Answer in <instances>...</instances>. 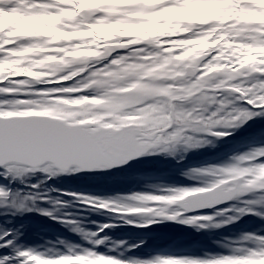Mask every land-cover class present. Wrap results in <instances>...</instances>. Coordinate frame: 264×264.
<instances>
[{
    "label": "trees",
    "instance_id": "trees-1",
    "mask_svg": "<svg viewBox=\"0 0 264 264\" xmlns=\"http://www.w3.org/2000/svg\"><path fill=\"white\" fill-rule=\"evenodd\" d=\"M22 1L26 2V0ZM142 1L148 7L166 0ZM223 1L225 6L230 4V2ZM239 1L243 8L250 10L246 17L237 20L230 12L221 9L218 20H205L204 22L203 19L194 20V23L199 24L193 30L195 32H186L189 33V36L185 38L189 42L188 46L187 44L181 46L184 40L174 41L177 34H183L179 33L182 29L178 27L179 16L172 19H159L156 27L151 29L157 35L151 38L157 40L156 43L162 44L164 55L170 53L174 59L181 56L182 47H189L192 50L193 59L197 61L196 65H198L200 73L203 71L221 72L223 69L230 73L237 72L234 77H224L222 81L216 79L212 83L219 84L221 82L225 87L241 92L245 100L246 97H251L255 93L250 92V85L258 84L255 89L257 93L259 85L263 83L264 79V76L261 75L264 73V51L250 50L254 44L264 41V38H256L254 35V32L262 29L261 23L264 24V0ZM30 2L33 5L30 8L32 10L27 8H25L26 10H16L13 6L12 10H9L7 8L11 3L0 2V33L4 36L15 35L18 29L25 26L31 11L38 12L41 10L40 5L51 4L53 0H30ZM252 9L255 11H251ZM23 12L26 13L25 16L22 15ZM80 19L84 20L85 17ZM203 25L208 26L206 27L208 28L207 33L201 30ZM161 26L163 27L160 28ZM217 26L219 28H213ZM211 28L213 29L211 30ZM68 30L71 31L70 28ZM160 30H167V34L163 36V32ZM218 30L221 33H218ZM236 30L240 35L236 34ZM124 31H130V29H123L121 32ZM191 35H200V40H198L200 43L197 40L193 42L194 40L189 38ZM204 36H206L205 39ZM124 39H128L127 47L131 49L137 47L140 42L142 46L139 49L145 52L143 55H150L149 52L155 47L152 43H148V40L144 42L145 39L138 38L136 40L134 37ZM170 39L171 42H168ZM31 40L17 39L16 43L10 47H27L33 44ZM88 45L89 41L87 42L86 39H73L61 41L58 45L54 44L50 47L90 50ZM129 48L118 51L110 48L107 52L111 54L112 59H96L98 75L104 76L103 74L106 73V75H110L103 66L99 68V65H102L99 63H103L104 60H109V63L117 70L121 69L120 71L126 69V67L122 68V63L125 61L124 56L132 64L137 60L141 62V59L136 58L140 54L133 57L128 55ZM146 49L148 50L146 51ZM120 53H123V58L121 56L119 58L118 54ZM42 55L61 56L58 52H46ZM41 59V55L25 57L23 66L29 67L33 62ZM113 59L117 63H113ZM92 64L90 62L89 65ZM56 66V64H49L44 67H35L36 78H21L23 84L19 90L29 93L51 92L55 91V87H59L61 88L59 90H63V94L67 95L68 92L73 95L71 91H76V87L82 86L83 82L76 79L57 84L50 83L49 80L51 78L60 79L69 73H77V70L81 71L85 68L84 66L87 69V64L66 67L59 75L50 70ZM160 69L161 64L157 66V71L159 72ZM171 70L173 69L170 67L169 72ZM40 71L44 73H40ZM109 71L115 72L112 68H109ZM200 73L198 76L199 86L205 83L203 74ZM165 74L166 72L158 73L156 83L165 82L166 85H170L168 76L172 74ZM243 74L249 77V83L244 80ZM252 75L256 76L252 78ZM115 78H119V76ZM126 86L127 84L121 85L117 89H120L119 92H123ZM197 88L198 86L194 90ZM65 89L67 90L65 91ZM85 94L92 97L88 93ZM60 95L62 94L52 96V99L49 98L50 103H45L43 107L37 108L39 109L37 114L69 118L68 112L61 111L57 106L58 103L65 104L68 100V97L59 99ZM83 95L78 94L79 100L82 97L87 98ZM261 95H264V92H260L255 98L260 99ZM40 96L42 99L45 97L44 95ZM31 97H33L32 101L37 104L39 95H0V100L4 101L9 108L23 111L20 106L22 103L17 101H29ZM92 101L95 100L92 99ZM225 105V112L230 115L231 120H234L239 112L246 107L245 103H241L237 96L227 99ZM35 106L37 107V105ZM201 110L205 112L203 114L205 115L210 112L214 113L219 110V107L215 105V102L210 106L205 103ZM200 122L203 123L201 120ZM109 123L110 121L107 122V120L102 121L104 126H108ZM237 131L238 134L234 137L227 135L203 136L200 132L191 136L193 129L189 128L185 130L182 144L176 146L174 155L171 154L174 151L165 149L168 144H163L161 139H156L154 142L157 143L151 142L146 155L117 171L107 172L100 176H79L74 171L61 176L49 166H44L50 169L49 174H45L42 167L37 173L25 170L19 176L13 175L6 180H0V188L7 192L6 196L0 195V231H10L13 234V238L17 241L13 250L22 253L21 264H61V262L64 264H154L161 258H185L200 261L229 258L228 264H264V254L261 253L264 244H261L258 239H245L244 242L237 243V239L243 237L245 232L243 230L240 236L235 233L236 217L243 214L240 211L241 208L249 207L242 200L231 204L233 209L231 214H228L227 211L224 214L216 211L209 216L213 217L211 220L202 219L205 217L203 215H196L192 217L193 223L187 225L180 221L190 219L182 217L168 220L163 225L156 223L152 218L144 220L142 212L137 211L138 208H136L137 194L140 190L147 189V186H181L189 181L188 173L200 172L201 168L213 167L215 164L239 160L238 166L246 167L247 162L251 161H243L239 154L245 152L244 145L249 143L262 145L264 143V118H254L248 120L246 124L241 120L237 125ZM198 139L209 143L203 145L194 142ZM160 151H169V154H164V156L162 154L163 157L158 159ZM233 154L238 156L232 158ZM53 172L54 175L51 174ZM241 176L246 183L249 178L247 173ZM255 179L264 178L257 176ZM248 185L250 186V183ZM261 210L264 211V209ZM173 211L176 212L175 209ZM250 217V227H255L262 233L264 218L258 215H250ZM233 220L235 221L233 222ZM149 222L151 223L148 226H141ZM260 233L257 236H264V233ZM33 249L36 251H32Z\"/></svg>",
    "mask_w": 264,
    "mask_h": 264
},
{
    "label": "snow or ice",
    "instance_id": "snow-or-ice-1",
    "mask_svg": "<svg viewBox=\"0 0 264 264\" xmlns=\"http://www.w3.org/2000/svg\"><path fill=\"white\" fill-rule=\"evenodd\" d=\"M59 5H67V7H59ZM104 7L101 0H53L51 4L40 5V11L33 13L25 22V26L18 29L15 33L4 36L0 33V95L18 96V95H49L55 96L57 91L51 92H21L19 89L23 84L21 78H36L37 73L35 67H44L49 64H56L55 68L50 69L61 74L64 68L72 65H86L92 59H112L111 54L107 51L96 52L87 49H64L52 48L51 45H58L61 41H71L76 38H95L96 41L113 39L116 36L123 38H132L134 36L142 39L155 37L157 33L151 31L156 27L160 17H166L171 13L179 16L182 20L220 19V11L224 9L230 12L237 20L246 17L249 14L248 9L243 8L239 0H232L230 4L225 6L223 0H171L166 8H162L157 12L138 11L131 13L132 17L142 18L140 23H128L127 21H112L111 15L115 12L112 6L105 7V18L96 20L95 23H88L97 10ZM54 9V10H53ZM197 12L198 15H184L186 12ZM251 11H255L252 9ZM81 17H85L81 20ZM128 28L130 31L121 32V28ZM163 27V26H161ZM71 29L69 31L68 29ZM264 34V33H262ZM33 39L36 42L23 48H14L17 39ZM257 47L264 51V41H261ZM46 52H58L61 56L42 55ZM33 55H41L42 59L33 62L29 67H24V58ZM113 63H117L114 59ZM87 69L84 68L77 73L62 76L60 79L51 78L50 83L63 84L68 79H75L77 75H83ZM95 75V74H94ZM115 75V74H113ZM264 76V73H261ZM99 86H103V82H98ZM67 89H65L66 91ZM264 92V83L259 85V92L254 93L251 97H246L244 103L246 107L239 112L232 122L235 127L236 121L246 123L254 118H264V95L260 99H256V95ZM92 97H89L91 99ZM22 104H29V101H17ZM259 105V107H256ZM39 109L31 111H18L9 108L4 101L0 100V180H6L10 176H19L25 170H34L38 165L57 163L61 171H67L70 164H75L73 159L74 152L80 155H86L87 151L84 146L74 147L71 144L60 142L65 136L72 135L70 133H61L51 129H39L31 125L12 124L13 120L37 119ZM216 113H213L215 115ZM5 118L9 123H5ZM231 130L222 133H213L216 135H230ZM175 139V136L172 137ZM130 158H135L132 156ZM255 161H261L260 176L264 178V149L259 150L253 157ZM128 160L124 159L122 163H115L109 167H122ZM107 168L85 166L80 167V172L105 171ZM45 174L50 173V169L43 167ZM54 175L55 173H51ZM0 195H7V192L0 188ZM242 200L248 204V208H241L243 215H258L264 218V185L249 186L246 191L241 193ZM141 200H160L161 197L142 196L137 197ZM174 200H169V203ZM220 203L227 204L228 208L219 209L221 214L227 211L231 214V197L224 195L219 200ZM211 207H216L213 203ZM191 210H196L193 205ZM47 214V213H44ZM163 215V213H161ZM166 219L176 220L175 215L167 216ZM202 219L211 220L213 217H202ZM235 220H233L234 222ZM64 222V221H60ZM181 223L191 224L192 220H183ZM144 224L141 226H148ZM219 227L220 225H216ZM252 239H258L264 244V236L249 234ZM17 241L13 238L10 231H0V264H21L20 256L22 253L13 250V246ZM264 254V248L261 249ZM228 259L215 261H200L197 259L185 258H161L154 264H228ZM64 264V262H61Z\"/></svg>",
    "mask_w": 264,
    "mask_h": 264
},
{
    "label": "rangeland",
    "instance_id": "rangeland-1",
    "mask_svg": "<svg viewBox=\"0 0 264 264\" xmlns=\"http://www.w3.org/2000/svg\"><path fill=\"white\" fill-rule=\"evenodd\" d=\"M36 1H40V0H36ZM145 1V0H144ZM226 2H229V0H225ZM0 2H7V3H11L10 7L7 8L9 10H12V6L16 9V10H26L25 8L30 9L33 5L31 4L30 0H26V2L24 3V1L22 0H0ZM224 2V1H223ZM230 2H232V0H230ZM241 2V1H239ZM171 3V0H166L164 2H159L158 4H152L151 6L146 7L145 4H143L142 0H101V4L104 7H101L97 10L95 16H93L90 20H88V23H95L96 20L98 19H103L105 18V7L108 6H112L115 8V12L111 15L110 20L112 21H127L128 23H140L142 22V18L140 17H132L130 14L134 13V12H138V11H143V12H157L162 8H166L168 7V5ZM59 7H61L59 5ZM62 7H67V5L62 6ZM54 10V9H53ZM25 16V12H23ZM29 13V12H28ZM31 14L29 16H31L33 13L35 12H30ZM192 14L194 15L195 11L193 12H186L185 15L188 14ZM199 14V13H197ZM168 18H177V16L174 13H171L166 16V17H160L159 19H168ZM170 19V21H171ZM207 20V19H203V22ZM209 21V20H207ZM194 20H182L179 18V22H178V27L184 29V31H181L179 33H183V34H177V38L174 39V41H180V40H184L181 44L185 45L187 44V46L189 45V42L185 39L187 36H189V33H186L188 31H190V33L196 28V25H198L199 23H194ZM224 24V23H222ZM262 24V29H258L256 32H254V35L256 38H261L262 36L260 35L261 32H264V24ZM208 27L207 25H203L201 27V30L206 31V33L208 32ZM162 28V27H160ZM214 29L219 28V26L217 27H213ZM211 28V30L213 29ZM125 29L128 30L126 27L121 28V31ZM168 29V28H167ZM163 33V36L165 34H167V30H160ZM175 31V30H174ZM195 32V31H193ZM218 33H221L220 30H218ZM236 34H239L238 30H236ZM240 35V34H239ZM134 38L136 40L142 39L140 37H136L134 36ZM182 38V39H181ZM190 39H193L195 42V40H197V42H199L198 40H200V35H191L189 37ZM206 38V36H204V39ZM264 38V37H263ZM261 38V39H263ZM77 40H83L86 39V41H89V45L88 47L90 48V51H96V52H104L107 51L108 49L112 48L115 51L118 50H126L129 41L128 39L125 40L124 38H122L121 36H116L113 39H108V40H103V41H96L95 38H76ZM172 39V38H171ZM171 39L168 42H171ZM237 39V38H236ZM148 40V43H152V45H156V41L152 39L151 37L148 39H145L144 42H146ZM33 43H35V39L33 38L31 40ZM158 42V41H157ZM160 42V40H159ZM203 42V40H202ZM174 43V42H173ZM200 43V42H199ZM67 45L69 43H66ZM106 44V46H105ZM132 44V43H131ZM258 43L253 45V48L250 49L252 50H256L259 49L257 47ZM142 44L140 42H138V46L137 47H133L132 49L129 48V53L128 55L130 56H135L136 55V50H140L139 48H141ZM144 47V45H143ZM119 48V49H117ZM148 49H146L147 51ZM260 50V49H259ZM149 52V53H153ZM116 54V53H115ZM119 58L120 56H123V53L118 54ZM123 58V57H122ZM125 61L122 63V68L126 67L125 70H117L116 68H114L112 66V64L109 63V60H104L103 63H99L102 65H99L100 67H104L106 71L109 72L110 75H106L103 74L104 76H99L97 71H98V63L96 62V59H92L90 62L93 63L91 66L89 64H87V71L84 72L83 75H77L75 79H77L78 81L81 82H89L92 79H94L93 81L98 82H103V86H99V91L94 92V95H92V98L89 99L90 96H88L87 98H81L79 100L78 94L75 95H71L67 92V95H65V93L63 94V90H59L61 88L59 87H55V91L56 89H58L59 91H57V96L58 94H62L59 96L60 97H68V102L64 103H58L59 104V108L61 109V111H67L69 114V119L68 121H72V120H77L79 118H87L89 119L91 116L96 115V116H103L105 113H114L117 110H121L122 106L125 103H130L132 106L135 107V109L133 111L130 110V108L127 109L128 112V116L130 118V120L132 121L131 123H138V120L136 121V116L138 114H146L148 112V108H149V103L151 101L152 97H158L159 94L156 92V90H158V86H156L154 83L155 81L158 79V77L156 78V75L158 73H156L157 69L154 65L155 62L152 63L151 66H148L142 62H140L139 60L134 61L133 64L130 63L129 61L126 60L125 56H124ZM121 60V59H120ZM189 62V63H193V64H197V61L195 59H193V55H192V50L189 49V47L184 48L182 47V52H181V56H177L176 59H174L173 64L179 63V62ZM89 65V66H88ZM84 66V65H83ZM164 70L165 69H169V67H172V65H163ZM198 66V65H197ZM86 68V66H84ZM109 68H112L115 72H111L109 71ZM117 70V71H116ZM80 70H77V72H79ZM40 73H44L43 71H40ZM203 75V77H215L218 78L219 76L224 77L225 74L228 77L237 75V72H228L226 69H223L221 72L218 71H213V72H201ZM73 73H69L67 75H71ZM95 74V75H94ZM115 74V75H113ZM112 75V77H111ZM51 76V75H48ZM116 76H119V78H115ZM245 76L244 80H246V82L249 83L250 79L249 77H247L246 75H242ZM221 77L218 78L217 80H221ZM81 78V80H80ZM140 78H145L144 80H139ZM73 80V79H72ZM68 81H70V79H68ZM67 81V82H68ZM209 81V80H207ZM127 84L125 91L123 92H119L120 89H117L118 86L121 85H125ZM156 86V87H155ZM159 86H162V83H159ZM222 86V85H220ZM258 86V84H252L249 87L250 92H255L256 93V87ZM53 90L54 87L52 86ZM51 88V89H52ZM132 88V89H130ZM218 88V87H216ZM230 88V87H229ZM163 93H167L166 89L161 88ZM177 89H173L172 91L175 92ZM172 92V93H173ZM259 92V91H258ZM45 98H40L41 96L39 95V101H36L37 104H35V102L32 101L33 97H31V101L29 100V104H22L20 105L23 109V111L25 110H32V109H37L39 107H43V104L45 103H50V99L46 98V96L48 95H44ZM232 95L230 93H226V92H219V97L218 99L215 100V105H217L220 109L222 113H226V100L231 98ZM48 99V100H47ZM92 99H94L95 101H92ZM207 100L206 96L201 95L199 100ZM62 101V100H61ZM79 101V102H78ZM95 102V103H94ZM147 102V105H145V107L141 108V106L143 104H145ZM37 105V107L35 106ZM182 114H183V110H179ZM124 112V111H123ZM104 113V114H103ZM154 116V115H151ZM149 115H146L144 117V120H142L141 122H143V124H145V126L149 125L150 122L152 121V117ZM186 112H184V115H182L180 118H176V123L175 125H178L176 128V131L173 133H171L167 138L165 137V141L164 144H168L167 146H165L166 150H172L174 151L176 149V146L179 144H182L183 142V132H181V134H178L179 131L181 130V128L184 126H186V122H184L187 118H186ZM156 117V116H155ZM178 117V116H177ZM139 120H141L139 118ZM166 120V119H165ZM164 120V123L166 122ZM129 122V121H128ZM117 123V122H115ZM148 123V124H147ZM162 123V122H160ZM163 123V124H164ZM161 125L156 124L155 127H159ZM216 127H214V119H209L207 124L205 125V127L203 128V133L206 135H213V133H216L215 130ZM222 131V130H221ZM196 129H193V133L191 136H193L194 134H196ZM216 135V134H214ZM175 136V139H172V137ZM190 136V137H191ZM186 137V136H185ZM190 140V139H189ZM194 142H198V143H202L203 145H207L209 142L208 141H204L201 139H198ZM250 148V147H247ZM252 149H246L245 152L240 153V157L242 158L243 161H251V162H247L246 167L244 166H238L240 163L239 160H237L236 162L231 161L230 163H224V164H215L213 165V167H203L201 168V170H199L200 172H190L188 173L189 176V181L186 182L185 184L181 185V186H177V187H170V186H156V187H148L147 189H142L138 192L137 197H142V196H152V197H161L163 199L160 200H141L138 199V201H136V208L137 211H141L142 213V217L143 219H149L152 218L154 219V221L156 223H159L160 225H163L164 222L168 221L169 219H166L167 216H171V215H175L177 212H174L172 207L170 206L171 203H169V200H174V199H178L181 198L183 195L188 194V193H193L196 191H202L205 189L210 188L211 186L216 185L219 181H224L226 180V178L231 179L233 176L240 174V175H244L247 173L248 175V180L246 182V184L250 183V186H259V185H264V179H255V177L260 176V170H261V161H255L253 159H250L251 157H253L255 155L256 152H258L261 149H264V143L262 145H255V147H251ZM174 153H176V151L172 152L171 154L174 155ZM164 156V154H169V151H164V152H159L158 153V159H160L162 156ZM235 154H233L234 156ZM232 158H235L233 157ZM251 166L254 167L251 169ZM249 186V185H248ZM128 202V201H127ZM129 203V202H128ZM226 206V205H225ZM228 207V205L226 207H223L221 209H226ZM140 209V210H139ZM176 210V209H175ZM219 211L215 210L212 212H216ZM210 211L202 213L201 215L198 216H205V217H209L211 215ZM161 213H163V215H161ZM196 215L192 214V216H184L183 218H189L190 220H192V217H195ZM170 221V220H169ZM187 225V224H186ZM256 228H252L251 230L248 231L247 236L249 237V240H253L249 234L252 235H256L260 232L256 233ZM264 233V230L263 232ZM261 233V234H262Z\"/></svg>",
    "mask_w": 264,
    "mask_h": 264
},
{
    "label": "water",
    "instance_id": "water-1",
    "mask_svg": "<svg viewBox=\"0 0 264 264\" xmlns=\"http://www.w3.org/2000/svg\"><path fill=\"white\" fill-rule=\"evenodd\" d=\"M194 77L195 74L192 68L185 67L182 74L173 77L172 82L176 83L179 80L184 81L186 78L193 79ZM94 86V84H89L81 91H88ZM195 94L197 92L193 95ZM37 116L39 117L37 119L13 120L11 123L31 125L39 129H51L61 133H70L72 135L63 137L60 142L71 144L74 147L84 146L87 154L80 155L78 152H74L73 159L76 163L74 165L70 164L67 171H61L57 163H49L43 166L38 165L34 170L29 169L34 173L38 172L44 166H49L60 175H65L72 169L78 175H99L106 171H114L121 168L109 166L115 163H122L124 159L130 162L142 152L141 148L137 146L135 138L145 139V137L132 127L125 126L115 129L112 127L95 126L88 122L69 123L64 119L48 115ZM5 123H9L6 118ZM132 156H135V158H130ZM127 163H124L123 166ZM85 166L104 167L107 170L92 172L78 171L80 167ZM240 182V177H234L217 184L209 190L187 194L183 198L173 202L172 206L180 211L179 216L202 213L221 207L225 204L220 203L219 200L224 195L230 196L232 201L236 197H240L243 191H246V187L241 186ZM213 203L216 204V207L210 206ZM193 205L196 206V210L194 211L191 210Z\"/></svg>",
    "mask_w": 264,
    "mask_h": 264
},
{
    "label": "flooded vegetation",
    "instance_id": "flooded-vegetation-1",
    "mask_svg": "<svg viewBox=\"0 0 264 264\" xmlns=\"http://www.w3.org/2000/svg\"><path fill=\"white\" fill-rule=\"evenodd\" d=\"M137 54H140L139 56H136L137 59H141V60H142V59H144V58H146V57H149V56H147V55H143V54H145V52H143V50H138V51H136V55H137ZM169 73L172 74V70H171ZM169 73H168V75H170ZM172 75H173V74H172ZM172 75H170V76H168V77H171ZM204 78H205V77H204ZM207 78H208L209 80H211L210 77H206V79H207ZM185 81H187V80H185ZM209 89H212V88H209ZM170 93H171V92L164 93V94H162V96H163L164 98H166V96H167V98H168L169 100L174 99L173 97H169V96H168ZM89 95H90V94H89ZM205 95L208 96V104L210 105L211 102H212V99L209 97L210 95H209L208 93H206ZM184 96H185V95L180 94L179 96L177 95V97H176L175 99H179V98L183 99ZM158 102H160V100H159ZM177 103H180V102H177ZM127 107H129V108H134V107L131 106V105H126V107H124V109H123L124 112H121L120 114H124L125 111H127ZM147 115H149V116L154 115V116H151V117H152V121L150 122L149 125L145 126V124H143V122H141L142 120H144V117L146 116V115L144 116V114H142V116L139 117L141 120H139L138 117L136 118V121L138 120V123H136V122H135V123H132L133 125L138 126L142 133H148V131H153V130L158 129V128L155 127L156 124H157V121L160 119V117L157 116V113H156L155 111H149V112L147 113ZM155 116H156V117H155ZM81 121H83V120H81ZM116 122L122 124L123 120H122V119H117ZM121 124H120V125H121ZM128 124H129V123H128ZM128 124H125V123H124L123 125H128ZM147 124H148V123H147ZM159 125H160V124H159ZM152 129H153V130H152ZM137 141H138V144H141V145L144 143V141L139 140V138H137Z\"/></svg>",
    "mask_w": 264,
    "mask_h": 264
},
{
    "label": "bare ground",
    "instance_id": "bare-ground-1",
    "mask_svg": "<svg viewBox=\"0 0 264 264\" xmlns=\"http://www.w3.org/2000/svg\"><path fill=\"white\" fill-rule=\"evenodd\" d=\"M243 149H248V148L244 147Z\"/></svg>",
    "mask_w": 264,
    "mask_h": 264
},
{
    "label": "clouds",
    "instance_id": "clouds-1",
    "mask_svg": "<svg viewBox=\"0 0 264 264\" xmlns=\"http://www.w3.org/2000/svg\"><path fill=\"white\" fill-rule=\"evenodd\" d=\"M32 251H36L35 249H33Z\"/></svg>",
    "mask_w": 264,
    "mask_h": 264
}]
</instances>
